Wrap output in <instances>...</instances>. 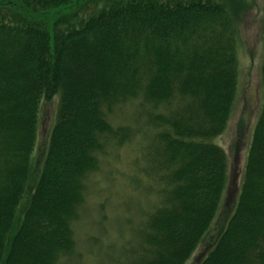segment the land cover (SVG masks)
Masks as SVG:
<instances>
[{
  "label": "trees",
  "instance_id": "1",
  "mask_svg": "<svg viewBox=\"0 0 264 264\" xmlns=\"http://www.w3.org/2000/svg\"><path fill=\"white\" fill-rule=\"evenodd\" d=\"M246 4L0 0V264L78 259L88 180L136 137L157 201L110 263L193 257L226 190L228 154L215 139L237 101ZM56 97L38 172L42 102ZM127 105L135 127L114 122ZM220 230L198 264H264V82L239 195Z\"/></svg>",
  "mask_w": 264,
  "mask_h": 264
},
{
  "label": "rangeland",
  "instance_id": "2",
  "mask_svg": "<svg viewBox=\"0 0 264 264\" xmlns=\"http://www.w3.org/2000/svg\"><path fill=\"white\" fill-rule=\"evenodd\" d=\"M239 64V90L233 115L225 132L215 139L228 154L226 190L207 242L186 264L199 263L210 247L208 242L221 231L231 215L239 195L252 132L263 101L264 0H247L245 5ZM57 107V97L51 102H42L38 146L34 156L38 172ZM134 111L131 105H127L114 122L134 126ZM144 146V142L136 137L119 148H112L107 156L102 157L100 170L88 180L82 212L85 217L75 225L80 259H73L68 264H111V257L118 256L120 248L128 245L132 228L145 220L143 212H150L155 206L156 195L145 189L149 180L143 172L146 166Z\"/></svg>",
  "mask_w": 264,
  "mask_h": 264
}]
</instances>
